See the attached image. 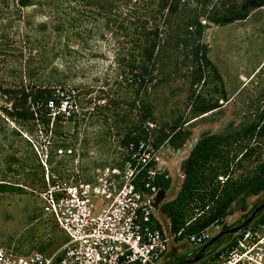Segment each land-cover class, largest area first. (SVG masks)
I'll return each instance as SVG.
<instances>
[{
    "label": "rangeland",
    "instance_id": "374dc122",
    "mask_svg": "<svg viewBox=\"0 0 264 264\" xmlns=\"http://www.w3.org/2000/svg\"><path fill=\"white\" fill-rule=\"evenodd\" d=\"M40 1L26 0V6L20 5L22 0L0 2V8L5 10L0 21L7 25L2 32L8 38L0 52V65L8 67L5 73L0 71V245L24 253L51 252L62 236L42 212L39 193L48 184L91 178L94 167L109 161L124 144L125 132L134 127L143 129L136 135L155 141L158 132L169 131L166 123L174 120L175 131L187 134L179 149L171 148L166 140L161 142L159 150H167L172 156L188 146L195 129L197 141L219 136L217 143L206 144L197 155L198 183L182 209L183 224L190 222V227L209 218L224 192L234 188L235 183L244 185L249 179L264 176V6L251 10L243 21L210 25L204 30L201 42L214 68H208L204 79L195 86L188 78L179 77L156 82L148 98L143 94L140 101L134 102L130 94L136 84L104 78L116 67L110 60L96 62L89 70L93 79H78L76 85L79 89L90 85L93 92L81 93L76 100L98 115L115 114L122 105L120 101L125 100V105L113 127L116 134L99 143L89 140L85 144L91 132L104 127L100 121L90 127H75L73 118L57 123L51 119L48 126L43 125L44 117L36 106L29 101L23 103L18 93L23 84L14 68L26 58L19 57L22 33L16 25L22 24L24 16L31 22L44 21L34 5ZM59 61L57 58L50 62L60 67ZM114 82L120 84V97H105V91L116 87ZM147 102L152 108L150 116L145 109ZM204 104L218 107L201 114L195 112ZM46 131L47 137L42 136ZM55 133L60 136L53 137ZM186 179L184 173L181 186ZM260 196H264V189L257 195L236 196L228 207L226 225L221 227L228 228L248 216L252 203ZM261 225L264 233V224ZM171 247L178 254L194 249L189 243L171 244L165 254ZM177 257L171 256L166 263H176Z\"/></svg>",
    "mask_w": 264,
    "mask_h": 264
},
{
    "label": "trees",
    "instance_id": "16d2710c",
    "mask_svg": "<svg viewBox=\"0 0 264 264\" xmlns=\"http://www.w3.org/2000/svg\"><path fill=\"white\" fill-rule=\"evenodd\" d=\"M20 5L28 4L22 0ZM34 5L45 20L31 22L24 16L22 24L16 25L22 33L19 57L26 58L14 68L15 76L22 79L23 84V89H19L18 93L23 97V103L29 101L31 106H36L40 116L44 117L43 125L48 126L51 119L57 123L73 118L75 127H90L100 121L104 127H100L96 133L91 132L92 136L84 139L87 144L89 140L99 143L116 134L113 127L118 123L119 115L122 116L120 111L125 105V100L120 101L122 105L115 114L98 115L76 100L81 93L93 92L90 85L80 86L82 89L76 85L78 79H93L89 70L96 62L110 60L116 67L114 71L105 73L104 78L110 76L120 79L116 81L136 84L130 94L134 102L140 101L143 94L148 98L156 82L179 77L188 78L189 83L195 86L204 79L208 68H214L207 57V47L201 42L204 30L210 25L223 26L243 21L251 10L264 6V0H42ZM4 13L5 10L0 8V18ZM6 27V23L0 21V52L8 39L6 32H2ZM57 58L60 67L50 62ZM166 66L171 69H165ZM0 67L1 74L8 68L4 65ZM114 83L116 87L105 91V97H120V84ZM217 107L199 105L195 112L201 114ZM145 109L150 116L152 108L149 102ZM165 127H169V131L158 132L153 146L157 149L166 140L171 148H181L187 133L176 132L174 120L166 123ZM83 133L90 134L87 131ZM142 133L140 126L127 130L125 142L139 138L140 135L136 134ZM42 134L47 137V131ZM59 136L53 134L55 138ZM218 140L219 136L212 135L197 141L183 162L187 179L176 197L161 207L171 230L183 225L182 209L198 183V153L206 144H215ZM169 182L163 181L161 188H167ZM263 189L262 174L247 180L244 185L235 183L234 188L224 192L209 218L189 229L204 227L214 220L225 226L228 207L236 196L257 195ZM256 222L250 220L238 226L233 224L230 228L242 229L250 224H264V215ZM229 239L230 234H223L214 242L216 244L205 249L203 245L209 240L202 245H193L190 255L177 260L175 264H195ZM195 257L199 259L193 261Z\"/></svg>",
    "mask_w": 264,
    "mask_h": 264
},
{
    "label": "built area",
    "instance_id": "2783aa9c",
    "mask_svg": "<svg viewBox=\"0 0 264 264\" xmlns=\"http://www.w3.org/2000/svg\"><path fill=\"white\" fill-rule=\"evenodd\" d=\"M152 143L130 139L88 180L48 184L39 193L40 208L62 241L49 253L0 245V264H160L171 244L198 246L219 233L214 220L195 230L186 222L165 234L148 198L171 175ZM262 226L239 229L195 264H264Z\"/></svg>",
    "mask_w": 264,
    "mask_h": 264
},
{
    "label": "water",
    "instance_id": "95a60500",
    "mask_svg": "<svg viewBox=\"0 0 264 264\" xmlns=\"http://www.w3.org/2000/svg\"><path fill=\"white\" fill-rule=\"evenodd\" d=\"M196 143H197V135H196V129H195L194 136L191 138L190 143L180 153H177L176 155L172 156L167 150H164V149H161L158 152L160 163L166 166L167 170L169 171L171 175V179H170V182L167 188L158 189L153 195H151L148 198V201H149V205L151 207L152 213L155 215V217L158 219V221L162 225V228L166 235L170 234L171 227H170L168 218L162 212L161 207L163 204L174 199V197L177 195L180 189L182 180L184 178V172L180 164L188 158L191 150L193 149ZM261 207H264V201ZM248 221H250V219L245 221V223ZM238 230H239V227H232V228L221 230L219 233L213 236L206 244L203 245V249L212 245L223 234L231 235ZM198 259L199 257H195L193 261H197Z\"/></svg>",
    "mask_w": 264,
    "mask_h": 264
},
{
    "label": "flooded vegetation",
    "instance_id": "af4514ba",
    "mask_svg": "<svg viewBox=\"0 0 264 264\" xmlns=\"http://www.w3.org/2000/svg\"><path fill=\"white\" fill-rule=\"evenodd\" d=\"M264 201V196H260V197H257L254 202L252 203V206H251V209L249 212V215L246 216V217H243L242 219H240V221H238L237 223H235L234 226H238L239 224H241L242 222H245L247 221L248 219L250 220H254V219H257L259 218L260 215H262L264 213V207H261L262 203ZM230 228V227H228ZM224 229H227V228H223L222 230ZM216 244V243H214ZM172 249L164 255V257L162 258L161 262L162 264H167L166 262L170 259L171 256H175L177 257L178 260H180L181 258H186L187 256L190 255V251L191 250H185V251H182V253L180 252L179 254L175 251V247H171ZM175 264V263H173Z\"/></svg>",
    "mask_w": 264,
    "mask_h": 264
}]
</instances>
